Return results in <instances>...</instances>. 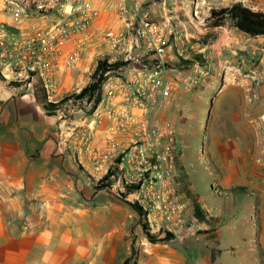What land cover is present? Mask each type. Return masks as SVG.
Returning a JSON list of instances; mask_svg holds the SVG:
<instances>
[{
	"label": "rangeland",
	"instance_id": "rangeland-1",
	"mask_svg": "<svg viewBox=\"0 0 264 264\" xmlns=\"http://www.w3.org/2000/svg\"><path fill=\"white\" fill-rule=\"evenodd\" d=\"M83 1L94 9L108 7L107 13L101 12L104 31L122 28L115 12L117 0ZM184 1L197 6L199 19L192 15L188 37L181 44V52L187 60L169 68L166 76L172 89L156 108L154 119L160 125H169L176 137L180 165L186 170L181 181L187 186L188 194L184 189L182 193L189 202V211L182 228L176 233L150 230L149 233L154 237L153 242L159 244L198 240L203 246L204 259L212 264H264V36L249 37L230 24L210 29L205 20L211 8L241 1L253 10L264 9V0ZM10 4L12 8L19 5L26 7L27 20L35 19L43 23L45 30L54 22V13L38 9L33 0H3L6 15H9ZM153 10L160 13L159 6H154ZM2 24L4 22L0 21ZM35 39L32 37L28 41ZM93 44L103 47V55L92 64L93 71L99 60L109 59L110 64L128 62L111 71L107 78L126 81L131 67L137 68L146 62V57L134 56L139 52L131 54L127 60L113 55L111 44L103 33ZM76 106L82 111L76 110L72 114L66 112L67 107L61 106L68 118L64 129L73 126L72 120L91 117L93 104L79 103ZM111 125L112 119L103 118L106 148L103 151L111 150L106 139L108 134L120 144L114 148V154L118 155L127 146L128 140L119 133L108 131ZM227 142L230 143V152L232 148L236 150V159L221 153ZM233 162L236 171L231 174L229 171ZM111 172L114 173L112 167L103 171L102 178L108 176L103 186L111 189L106 187L103 190L117 198L120 196L115 192L118 189L114 187ZM101 179L92 180L96 184L95 189L101 188ZM124 194L126 199L120 197L121 200H117L129 208L127 202H131L128 201L127 191ZM191 199L197 200L208 216L214 218L212 226L199 224L194 219ZM124 217H127L126 211ZM137 225L140 228L137 235L134 233V240L149 241L139 215L138 219L130 222L128 230L131 227L135 230ZM134 252L138 253L136 249Z\"/></svg>",
	"mask_w": 264,
	"mask_h": 264
},
{
	"label": "crops",
	"instance_id": "crops-1",
	"mask_svg": "<svg viewBox=\"0 0 264 264\" xmlns=\"http://www.w3.org/2000/svg\"><path fill=\"white\" fill-rule=\"evenodd\" d=\"M3 7L0 0L7 42L14 38L25 44L46 31L35 19L18 24ZM102 30L100 16L90 39L78 46L75 62L68 58L74 41L60 46L59 66L52 77L56 99L89 83L92 64L103 55V47L93 44ZM21 51V46L0 47V264H122L134 249L135 264H212L204 259L198 240L169 244L134 240L140 226L135 230L128 226L138 219L137 213L103 188H94L92 180L101 179L103 169L88 160L82 140L69 136L59 116L47 114L35 101ZM90 119L71 122L86 125ZM93 138L97 149H106L103 119ZM229 145L221 153L236 159V150L230 152ZM230 166L229 173L234 174V162Z\"/></svg>",
	"mask_w": 264,
	"mask_h": 264
},
{
	"label": "built area",
	"instance_id": "built-area-1",
	"mask_svg": "<svg viewBox=\"0 0 264 264\" xmlns=\"http://www.w3.org/2000/svg\"><path fill=\"white\" fill-rule=\"evenodd\" d=\"M33 2L37 3L38 9L54 13L53 24L34 41L21 45L14 38L7 42L2 24L0 47L4 43L12 47L21 46L24 61L28 63L29 82L32 84L39 79L47 100L57 103L59 100L54 97L52 77L59 66L60 46L74 41L68 58L75 62L79 57L78 46L90 39L94 23L101 12L107 13L109 9L91 8L83 0ZM188 3L184 0H117L115 12L122 28L103 30L100 34L103 33L110 42L113 55L127 60L131 54L139 52L134 56L146 57V62H142L140 67H131L126 81L106 77L91 119L86 125L71 122L73 126H67L71 138L76 142L82 140V151L98 170L106 172L112 167L114 187L123 193L127 191L128 201L139 208L143 222L151 232L176 233L182 228L189 211V202L181 189L184 181H181L176 137L169 125H160L154 119L156 108L172 89L166 76L169 68L187 60L181 52V44L188 37L192 15L199 19L197 6ZM154 6L160 7L157 17L150 15ZM8 12L18 24L27 20L26 7L12 8L10 4ZM31 56L36 59L29 61L27 58ZM107 61L110 63L109 59ZM79 103L91 106L85 100H68L63 106L67 107L68 114H72L76 110L82 111L76 106ZM55 112L63 125L67 123L64 109L60 107ZM105 117L112 119L108 131L119 133L128 140L118 155L114 154V148L120 144L108 134L106 139L111 150L100 151L95 146L93 132Z\"/></svg>",
	"mask_w": 264,
	"mask_h": 264
},
{
	"label": "trees",
	"instance_id": "trees-1",
	"mask_svg": "<svg viewBox=\"0 0 264 264\" xmlns=\"http://www.w3.org/2000/svg\"><path fill=\"white\" fill-rule=\"evenodd\" d=\"M207 25L210 29L222 28L226 24H230L242 33L247 34L249 37L264 36V9L253 10L251 7L246 6L241 1H236L229 6H222L219 8H211L208 17L205 19ZM128 62L116 61L114 63H108L107 59L99 60L97 65L92 72V82L83 87L79 92H70L63 96L61 100L57 103H52L47 100L44 87L39 79L32 81V89L35 101L44 109V111L50 115V113L55 112L58 108L63 106L68 100L72 101H86V103L93 104L94 108L100 101V89L107 77V73L111 71L120 69L125 66ZM29 75L32 77L33 73L30 72ZM93 108V109H94ZM179 170L181 171L182 177L186 174V170L183 166L179 164ZM113 173V172H111ZM108 176L100 180L101 188H108V186H103V181L107 180ZM183 189L188 194L187 186L185 182L183 183ZM115 192L123 199H126L124 193H120L117 190ZM193 207V217L199 224H206L212 226V219L208 216L203 206L195 199H191ZM127 204L139 215L140 219L141 212L139 208L132 203L127 202ZM143 231L150 242H153L154 237L149 233L147 225L143 222ZM218 240H215L217 242ZM155 243V242H153ZM218 244V242H217ZM211 250V261H213ZM135 252L133 251L131 256L126 258L122 264H135Z\"/></svg>",
	"mask_w": 264,
	"mask_h": 264
},
{
	"label": "water",
	"instance_id": "water-1",
	"mask_svg": "<svg viewBox=\"0 0 264 264\" xmlns=\"http://www.w3.org/2000/svg\"><path fill=\"white\" fill-rule=\"evenodd\" d=\"M117 198L121 200V198H120V197H117Z\"/></svg>",
	"mask_w": 264,
	"mask_h": 264
}]
</instances>
